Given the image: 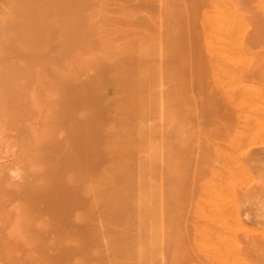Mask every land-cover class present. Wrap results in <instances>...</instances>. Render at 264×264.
Instances as JSON below:
<instances>
[{"label":"bare ground","instance_id":"obj_1","mask_svg":"<svg viewBox=\"0 0 264 264\" xmlns=\"http://www.w3.org/2000/svg\"><path fill=\"white\" fill-rule=\"evenodd\" d=\"M112 3L111 0H0V264H100L101 259L107 264L108 258L106 259V256H103L105 259L100 257L106 248L108 249L107 252L113 254L112 261H109L111 264H153L159 256L161 257L160 244L163 239L161 240V237L158 236L161 232H157L158 235H155L157 233L153 231L155 234H151L152 231L147 230L149 224H145L146 220L151 218L149 214H152V217L155 214V208L150 207L152 200H150V189L148 190L147 183L145 184L146 179L142 181L139 178L137 198H134V200L136 199V217L143 228L134 227L138 228V231L134 232L135 235H123V233L126 234L130 231L129 228L127 231L125 226L129 227L132 224L131 217L133 216V192H131L133 190H131V186L134 187V185L131 184L130 157L135 142L133 143L130 139V120L128 122L127 119L131 114L132 102L138 101L136 97L139 95L136 93L134 98L131 92L135 91L137 87L140 89V86H137L138 83L134 85L133 77L135 76L136 80L137 75H139L142 79L144 75L149 74V76H153L150 79H152L154 86L159 84L161 68L159 65L157 66V63L155 64L153 58L161 53L162 41L155 40L146 32L157 29L155 24L153 26V24L147 23L150 24L147 26L152 25L154 29L150 30L147 27L146 31L140 30L142 32H139L138 30L139 34L134 38L133 34L134 41L132 44L136 43L134 47L129 45L130 39L128 44L124 42L126 45H121L122 43L119 42V45L118 41L116 42L115 39L111 38L112 36L110 37L111 29L115 28L120 19L118 16L116 18V16H112L113 14L111 15L110 6ZM134 3L132 1V4ZM156 3H158L157 0ZM245 3L244 0H210V6L205 12L203 11L204 17L202 16L204 21V30L202 29L204 31L202 34L204 36L203 46L209 59L231 61L232 63L234 60L248 61L259 55L257 50V47L260 46L259 42L255 43L248 40L243 33V24H246L245 21L249 17ZM132 4L130 5L133 6ZM139 6L143 7V5ZM132 9L134 8L132 7L131 11H133ZM145 9L146 12L149 11L147 8ZM123 12L125 14V11ZM148 13L151 14V11ZM117 14L121 15L118 12ZM144 19L147 18L144 17ZM125 20L129 22L128 25L136 22ZM152 22L154 21L152 20ZM141 24L138 23V25ZM141 26L143 29V25ZM122 28L118 27L115 34L124 35L130 31V29L126 31L123 28L126 31L123 32ZM136 28L133 32L137 30ZM93 36L95 38H92ZM113 36L115 37V35ZM178 47L180 48V46ZM178 50L180 51V49ZM180 52L183 54L182 50ZM133 53L137 54V59H134ZM176 53L178 54L177 51ZM181 53L180 56L182 57ZM163 54V58L168 55ZM175 57L178 56L174 55ZM176 58L175 61L178 60ZM107 61L111 62L108 64ZM150 62L153 64L150 65ZM164 62L165 64H163L166 66L167 60ZM134 63L136 65H132ZM91 70L92 72L94 70L95 74L89 77L85 83L74 84V80L79 77L82 78V75ZM154 76L156 79H153ZM146 77L145 81L149 82V77ZM82 79L85 80L84 77ZM138 79L137 77L136 82L141 81ZM79 80L77 81L80 83ZM139 83L141 85V82ZM153 84L151 85L153 86ZM108 85L118 90L117 95L116 92L114 93L116 97L112 93L114 98H112V105L116 113L115 118L120 121H116L120 123V128H118V123L115 126L116 122H114L113 125L117 127V130L112 129L106 120L109 123L107 126H110L113 131L111 133L106 131L109 135L104 138L102 149L100 147L102 143L99 141L100 133L99 135L97 133L100 131H97L100 127L98 126L99 111H97L96 104L98 93ZM251 85L248 84L247 86L251 87ZM141 87L144 88L142 85ZM150 90L154 89L151 88ZM140 92L142 93V89ZM240 92H243L241 93L243 100L241 99L242 102H240L241 105L244 103L242 107L245 106V103H248L246 109L248 106L250 108L255 106L259 110L260 105L263 106L262 103L259 105V100L257 105H254L256 99L261 97L260 91H256V95L259 94L257 96H260L254 95L256 99L253 96L254 91H252L253 97H251L255 99L254 102H247L248 100H245L247 95L245 94L243 97L245 92ZM149 93L152 92L149 91ZM156 102L161 103L159 99H156ZM101 105L100 107L103 106ZM146 105L149 108L148 103ZM157 109L160 113L159 107ZM262 110L260 109L257 113L255 111L250 113L251 109L250 112L247 110L249 113L245 110V115H243L245 126L243 124L244 129L242 128L244 131L239 136L242 137L244 132L245 136L258 137L259 134H262L264 127L260 121L262 119L261 114H258L259 112L262 113ZM110 111L113 110H109V113L112 114L113 112ZM134 114L136 113L134 112ZM137 119L139 118L137 117ZM100 123L103 124L101 121ZM151 127L153 130L151 129L150 132L156 130L153 126ZM143 128L145 129V127ZM146 131L148 132V130ZM102 134L104 135V133ZM143 134L145 133L143 132ZM59 135L64 136V138L60 140ZM141 142L145 143L144 140ZM151 146L153 148V145ZM99 148L102 150L100 151ZM101 158L104 165L101 164L100 167ZM150 159L149 163L153 160L157 161L158 157ZM139 164H143L142 161ZM145 164L148 167V164ZM14 175H18L22 180H12ZM143 175L146 177V174ZM155 179L158 178L155 176ZM156 184L158 185V182ZM135 190L137 191V187ZM220 194L217 196L218 200ZM84 197H87L88 200ZM158 198H161V195ZM218 200L214 202L216 203ZM221 200L225 207L223 199ZM215 203L212 201L213 208H209L211 216L208 217L214 215L212 221L209 219L212 225H208L210 222L204 219L207 226L204 225L207 229L203 227L204 225L203 228H197L199 230L200 228L204 229V232H200V235L197 234L199 235L197 239L199 238L200 241L197 240L196 244L200 242L199 245L204 248L200 247V249L216 264H255L240 250H236V247L233 248L232 243L236 240V236L234 237L236 233L230 231L234 239L228 231L229 229L238 231L241 228H238V225L234 227L237 229L231 227L227 229L228 226L226 225L227 228L224 226L222 220L230 217L231 214L228 211L230 208L225 210ZM220 207L223 208L222 210L228 211V214L225 212L227 216L218 212V208L221 211ZM101 213L104 214L108 223L119 225L121 229L123 226L126 232L122 230V233L119 231L121 229L113 230L107 226L108 223L98 222ZM234 214L236 213L231 215L232 218L234 217L233 222L235 218H238V215L236 214L237 217H235ZM159 215L155 217L158 218ZM223 215L226 217L223 218ZM148 216L150 217L148 218ZM208 217L206 215V218ZM231 217L228 218L230 221H232ZM152 220L157 222L158 219ZM239 220L236 219L235 222H241V219ZM225 222L228 223L226 220ZM99 223H102V226H107L103 236L99 232ZM156 225L155 223L152 228H155ZM144 228L146 229L144 230ZM227 232L231 236H228ZM104 239L107 241L106 245H104L106 243L103 242ZM235 244L237 245V242ZM51 250L58 252L55 251L56 254H52ZM93 257H100V262L93 260Z\"/></svg>","mask_w":264,"mask_h":264},{"label":"rangeland","instance_id":"obj_2","mask_svg":"<svg viewBox=\"0 0 264 264\" xmlns=\"http://www.w3.org/2000/svg\"><path fill=\"white\" fill-rule=\"evenodd\" d=\"M115 1L116 0H111V2L113 3L112 5L110 4L111 15L113 14L112 16H116V18L118 16L120 18V19L118 18L120 21L119 20L117 21L115 28L120 27L121 29L123 25V28H125L126 31H129L130 29V31L133 32L136 27L137 30L133 33L130 31L127 33L122 28L123 32H126L124 33L125 36L122 34L125 37L124 39V37L120 33L115 34V30L117 28L115 29L113 27L111 29L110 37L112 36L111 38L113 40L115 39L114 41L116 42L118 41L117 43L119 45L120 43H122L121 45L128 44L127 42H129L128 40L130 39L131 41L129 45H132L134 47L136 43L133 45L132 41H134L133 38L136 37L137 34H139L138 30L139 32H142L143 30L146 31L147 27H149L147 25H150L147 23H151L153 24V26L155 24L157 26V27L155 26V28H157L156 30L154 29V27H152V25L149 27V29L150 30L154 29L156 32L154 30L152 31L147 30L146 32L149 33L152 37H154L155 40L158 39L160 42L162 41L161 43L162 48L160 51L161 53H159L157 57H154L155 59L153 58V61L155 62V64L157 63V66L159 65L161 70H160L159 84L156 83L159 86L157 85L154 86L152 79H150L153 76L151 75L149 76V74H146L147 77L144 75L146 78L149 77L148 78L149 82L145 81L146 79L143 75H142L143 80L140 78L139 75H137V77L139 78L138 80L141 81L136 82L137 77L135 80L134 78L135 76H134L133 81L135 82V84L134 82H132L134 85L138 83L137 86H140V89L139 87L135 86L137 88L134 87L135 91H133V88H131L133 91L131 93L132 96L134 95L133 96L134 98L136 97V93L137 94L139 93V95L136 97L137 98L136 100H138L136 102L134 101L135 99L132 98L134 99L132 100L134 101L132 102L133 107L131 108L132 110H131V114L129 115L130 117H128L127 119L128 122L130 120V139L133 141V143L135 142V144L131 142V144H133L132 149L134 148L133 152L131 151L132 155L130 157L131 184L134 185V187L131 186L132 187L131 190H133L131 192L134 193L137 187V191L135 192L136 195L135 193L134 195L132 193V204H133L132 205L133 216L131 217L132 224L129 227L125 226V229L128 231L127 228H129L130 231H128L127 233L123 226L121 229V226L119 225H115L113 223H111L112 224L111 225L110 223H108V221H106V217L104 216L103 213H101V215L99 214L98 222L102 221L103 224L108 223L107 226L113 228V230L121 229L119 230L121 232L123 230L124 232H126V234L122 232L123 235H135L139 227L143 228L141 227V224L138 223V218L136 217L137 216L136 199L134 200V198H137L136 197L138 192L137 185L139 182L138 181L139 178L142 181L146 179L145 184L147 183L148 184V185L146 184L147 189L148 190L150 189L149 190L150 197L151 198L153 197V199L150 198V200L153 201V203L152 201L150 202L151 204L150 207H152V209L155 208V214L153 215V217L152 214L149 215H151L152 219L155 220L158 219V220L157 222L156 221L153 222L154 220L150 218L151 221L147 219L148 222L146 220L147 223L145 222V224L146 225L149 224L147 226V230L149 229L148 231L150 232L152 231L151 234H153L154 232L156 233L161 232L159 233V235L158 233L157 234L154 233V234L160 236L161 240L163 239L160 244L161 257L159 256L160 258L158 257V259H156L153 264L156 263L157 264H216L215 262L212 261V259L210 260V258H208L205 252L203 253L202 249H200L201 247L199 245L200 242L197 244L196 242H198L197 240H199V238L197 239V237L201 234L200 232H204V229L201 228L203 227L205 228L207 226L206 220L210 222L209 219L211 220L212 217L214 216L212 215V217L210 218L208 217L209 215L211 216V214H209L210 213L209 208L210 209L213 208L211 204L212 201L213 203H215L214 201L218 200L217 199L218 194L221 193L220 194L221 196L218 197L219 198L218 201L220 202L218 203L217 201L215 204L216 205L219 204V206L225 208V210L226 208L227 210L230 208L231 210L229 209L228 211H230L229 214H231L232 216L233 213H236L238 215V218H235L234 222H233L234 217L232 218L230 215V217L232 218V221H230V219H228L230 217L224 218V216L228 211L226 212L222 210L223 208L221 209V207H220L221 209L220 211L218 208L217 209L218 212L225 214L223 215V218L228 222L226 224L225 220L223 219L222 221H224L223 222V224H225L224 226L226 227L227 225L228 226V228L226 227L227 229H229L230 227L234 228L237 225L238 228L239 227L241 228L238 229V231L237 230L232 231V229H229L228 231L229 234L231 232L232 233L234 232V234L236 233L234 235V237L236 236V240H234L235 238L231 233L232 237L234 238L233 242L234 243L237 242V245L235 244L236 246L234 245V243H232L233 248L236 247L237 248L236 250H240L242 254H244L252 262L254 261L255 264H264V130H262L261 132L262 134H259L260 137L258 135H257L258 137L249 136V135L245 136V132L244 134H242V137L239 136V134H241V132L244 131L243 129L245 124L243 120L244 119L243 115H245L244 114L245 110L246 111L248 110L250 112L251 109L252 111L250 113H252L253 111L257 113L258 111H260V109H263L262 113L261 112L258 113L261 114L260 115V117L262 118L261 120L259 118V115L258 114L257 115L259 120L262 121L264 127V99H263L264 98V51H263L264 50V3H263L264 0H248V1L244 0L246 1L245 5L249 17L245 21L246 24H243V33L248 40H252L255 43L259 42L258 44H260V46L257 47L258 48L257 50L259 51V55L253 59H249L248 60L249 62L247 60L244 61L234 60L232 61V63L231 61H220V60L209 59L204 51V46H203L204 36L202 35L204 34L203 31L204 21L202 18L204 17V12L210 6V0H157L158 3H156V0H149V2L148 0L147 1L137 0L138 2L136 0H132L133 3L135 1L134 4H132L131 0H125L126 3L124 2V0H118L116 2ZM122 1L123 3H121ZM150 1H152L151 4ZM123 4L124 6L126 5L130 11L128 9L126 10V6L124 7ZM130 4H132L133 6H131ZM139 5L141 6L143 5L142 8L144 10ZM132 7L134 8L132 9L134 12L131 11ZM145 8H147V11L149 10L148 12L151 11L152 16L154 15L155 12V15L153 17H155L156 19L150 16L151 14L146 12ZM152 9H153V13H152ZM116 11L121 15H118ZM123 11H125V14ZM128 11L130 14L128 13ZM138 13L141 16H143L144 14L146 15H144L141 18V16L139 17ZM134 17L137 18V20H135ZM144 17L147 18L146 20L148 21H146ZM125 19L131 22L136 21L137 23L134 22L135 25L134 23H131L130 25L132 26L130 27V25H128L129 22L126 21ZM150 19H152L154 22H152V20ZM140 20L142 21V24ZM120 22H123L124 24L126 22V25ZM144 22L146 23V25ZM138 23L143 25V29H141L142 26L138 25ZM133 26L136 27L133 28ZM152 32L155 33L153 34ZM130 33H131V37H130ZM113 35H115L116 38ZM155 35L157 38L155 37ZM92 38H95V36H93ZM124 42H126V44ZM178 46H180V48ZM166 49L171 51L168 52V50ZM178 49H180V51L182 50L183 54ZM132 50L134 51L135 49L133 48ZM176 51L178 52V54L176 53ZM166 52H168L167 53L168 55L166 54ZM180 53L181 55H183L182 57L180 56ZM133 54L135 56L134 59H137L136 57L137 54L135 53ZM162 54L167 56H164L163 58ZM174 55L178 56L177 58L175 57L178 60L175 61ZM169 57L170 58L173 57L172 58L173 61ZM162 58L163 60H161ZM166 60L167 62L165 66L164 61ZM107 62L109 64V62L111 61H107ZM152 62H150L149 64L151 65ZM127 63H129V61H127ZM161 63L164 64L162 65ZM145 64L147 65V63ZM132 65H136V64L134 63ZM132 68H134V66H132ZM91 72L92 70L89 71L88 73L86 72V74L89 75L86 74L82 75V78L84 77L85 79L84 81L81 77H79L78 79L73 81L74 84L80 85L82 82L85 83L89 77L95 74L94 70L92 73ZM153 79H156L155 76ZM77 80H79L80 83ZM139 82H141V85L144 86V88H142L141 85H139L140 84ZM145 82L146 84L143 85V83ZM151 84H153L154 87ZM248 84L249 85L252 84L251 87L247 86ZM108 86L103 87L102 90L98 93V99L96 104L97 111H99L98 126L100 127V128L98 127L99 129H97V131L100 130L97 133L98 135L99 133L100 135H102V136L99 135V137L101 138V139L99 138V141L102 143L100 147H102V149H103L104 138L113 131L112 129L115 128L117 130V127H114V125L117 126V123L120 122L115 118L116 113L112 105V100L114 99L113 96L116 97L118 90L110 85ZM149 87L150 89L152 88L154 90L151 91ZM249 88L251 89L253 88L252 89V91H254L253 96L259 95V94L256 95V93L260 91L261 97L257 96L260 98L256 99L254 96V98L256 99L255 102H254L255 99L252 98L253 92L250 91L251 89L247 90ZM141 89H142V93L140 92ZM149 91L152 93H149ZM240 91L245 92L243 97H245V94L247 95L245 97L246 98L245 100L246 101L248 100L247 102L252 101L256 103V104L254 103L252 104L257 105V101L259 100V105L260 103H262L263 106L260 105L261 108H259V110H257L255 106L254 108H250L248 106V108L246 109L245 107L248 105V103H245V106L242 107L244 103H242L241 105L240 102H242L243 100V98H241L242 97L241 93L243 92ZM248 91L249 94H247ZM104 92H106L107 94ZM112 93L113 94L115 93L116 95L114 94L112 96ZM155 93L156 95H154ZM142 99L144 100L142 101ZM150 99L152 100V102ZM156 99H159L161 103L156 102L158 104L154 105L156 104L155 103ZM145 102L146 104L148 103L149 108H147ZM100 105L102 107H100ZM157 106L160 109V113L159 110L157 109L158 108ZM134 107L136 109L137 108L139 109L136 111ZM111 109L113 110L112 111L113 113L110 111L112 114L109 113V110ZM103 110L104 111L107 110V111L104 112ZM134 112L136 114H134ZM136 116L140 120L137 119ZM106 120L110 124L107 123ZM100 121L104 124V126H102L103 124L101 125ZM140 121L142 122V124ZM143 121H145L146 123ZM114 122L116 123L114 124ZM158 122L160 123V125ZM105 124L106 126L108 124L111 125L112 129L110 128V126L106 127ZM151 126H153L154 130L156 128L155 130L156 132L155 131L150 132V130L152 129ZM102 127L103 128L105 127V129L107 130L102 129ZM134 127L136 128L133 129ZM143 127H145V129ZM118 128H120V123H118ZM136 129H138L137 130L138 133ZM102 130H104L105 132H103ZM146 130H148V132ZM106 131H108L109 133ZM143 132L145 134H143ZM102 133H104V135ZM62 135H59L58 137L60 140L64 138V136ZM140 140L141 141L144 140L145 143L141 142ZM140 142L142 143V145L140 144ZM151 145H153V148ZM148 146L149 147L151 146L150 150H148L149 149ZM102 149L99 148L100 151ZM137 150H139L138 151L139 153L137 152ZM145 154L147 156L149 154L151 155L147 157ZM153 154H155L156 156L158 155L157 156L158 159L157 161L153 160L152 162H150L151 163L150 164L149 163V161L151 160L150 158H154V159L157 158ZM2 155L5 154L2 153ZM146 157L148 158V162ZM141 158L143 159L141 160ZM101 160L102 158L99 161L100 167L102 166L101 164L104 163ZM138 161L139 162L142 161L143 164L147 163L148 167L146 164L144 166L143 164H139ZM143 161L146 162L144 163ZM132 163L134 164L132 165ZM140 166H142L143 168ZM157 166L158 168H156ZM139 169L142 170L144 169V170L142 171ZM143 174H146V177ZM155 176L158 179H155ZM12 180L21 181L22 178H19L18 175H14L12 177ZM157 182L158 185L156 184ZM153 189H155L154 190L155 192L153 191ZM155 193L157 194L155 195ZM159 193L161 195V198H158L160 197ZM215 193L218 194L216 195ZM152 194L153 196H151ZM220 197L221 199H223L225 203V207L222 205L223 203ZM84 199H87V197L86 198L84 197ZM156 200L158 204L156 203ZM210 205L211 207H209ZM157 212L158 214H160L158 218L155 217L158 216ZM211 212L213 213L212 210ZM236 214H234L235 217H237ZM206 215L208 218H206ZM149 217L150 216H148V218ZM236 219H238V221H240L239 219H241V222L238 221H237L238 223L235 222ZM149 222L152 223L151 226ZM76 223L78 224L79 222ZM76 223H74V225H77ZM102 223L98 224V226L100 227L98 228L100 234L103 236L105 234L104 230L106 231L105 227L107 226L106 225L102 226ZM136 223L137 225H135ZM155 223L159 225L158 226L156 225L155 228H152L154 227ZM211 223L212 222H210L208 225L211 226L212 225ZM79 225L81 224L79 223ZM149 226L151 229L148 228ZM134 227H138V228H134ZM157 227L160 228L162 231L160 229L158 230ZM199 227H201L200 228L201 231L197 229ZM145 229L146 228H144V230ZM229 234L228 236H231ZM103 242H106L104 243V245L107 244L106 239H104ZM237 246L239 247V249ZM106 250L108 251L107 248ZM106 250L104 249V251L102 252V256L100 255V257L102 258L103 256H106V259L108 258L107 264L108 263L111 264L109 261L110 260L112 261L113 254L111 252H107ZM55 251L56 253L58 252L57 250ZM55 251L53 250L51 253L56 254L54 253ZM103 253H105V255H103ZM100 257H93V260H99L100 262L101 259ZM103 259H105V257H103ZM102 261L103 260L101 259L100 264H106V262L104 261L102 262Z\"/></svg>","mask_w":264,"mask_h":264}]
</instances>
